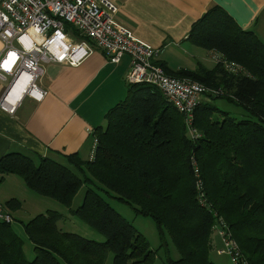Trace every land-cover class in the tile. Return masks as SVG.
Returning a JSON list of instances; mask_svg holds the SVG:
<instances>
[{
	"label": "trees",
	"instance_id": "obj_1",
	"mask_svg": "<svg viewBox=\"0 0 264 264\" xmlns=\"http://www.w3.org/2000/svg\"><path fill=\"white\" fill-rule=\"evenodd\" d=\"M190 28L188 41L216 54L215 67L172 72L157 65L167 76L208 91L191 116L198 138L190 139L183 115L156 88L128 85L103 127L90 133L96 141L92 162L71 155L63 165L49 157L6 154L0 159V181L17 176L32 193L69 210L84 188L72 214L104 241L62 232L56 224L62 216L46 211L23 224L34 251L31 261L25 260L21 238L0 223V264H104L108 253L112 264H155L156 251L99 192L150 218L165 250L168 236L178 259L166 252L161 264H214L210 235L219 221L246 264H264V45L220 8ZM224 64L237 71L228 72ZM218 102L240 110L243 118ZM193 166L201 197L195 193ZM4 206L15 211L20 203L11 199Z\"/></svg>",
	"mask_w": 264,
	"mask_h": 264
},
{
	"label": "crops",
	"instance_id": "obj_2",
	"mask_svg": "<svg viewBox=\"0 0 264 264\" xmlns=\"http://www.w3.org/2000/svg\"><path fill=\"white\" fill-rule=\"evenodd\" d=\"M117 8L115 19L135 38L158 50L157 63L166 70H211L215 56L192 45L190 27L213 8L222 9L236 26L252 32L264 45V0H111ZM2 43L0 42V54ZM217 57V56H216ZM215 64V65H214ZM128 57L112 65L95 51L78 66H43L38 82L45 92L41 100L23 97L13 115L0 110V159L6 154L49 157L65 165L66 156L76 155L88 162L92 133L103 127L104 116L126 97ZM8 82L0 80V98ZM9 106L10 105L8 103ZM35 161V159H33ZM17 200L19 209L5 210L12 218L13 232L23 241L24 257L34 255L23 232L28 223L46 211L56 210L53 201L29 191L14 175L0 181V204ZM55 212V211H54Z\"/></svg>",
	"mask_w": 264,
	"mask_h": 264
},
{
	"label": "built area",
	"instance_id": "obj_3",
	"mask_svg": "<svg viewBox=\"0 0 264 264\" xmlns=\"http://www.w3.org/2000/svg\"><path fill=\"white\" fill-rule=\"evenodd\" d=\"M116 14L117 8L111 0H0V80L8 82L9 86H6L5 97L0 98V110L13 115L15 107L8 105L7 98L23 75L27 81L21 98L41 100L45 92L39 89L38 82L43 66L76 67L95 51H100L112 65L128 57L127 85L156 88L169 105L183 115L185 130L194 142L198 136L192 129L191 116L205 93L203 87L190 80L167 76L157 65L158 50L135 38L115 19ZM65 24L72 32L66 31ZM224 65L228 72L237 71L233 65ZM95 145L93 140L89 162L94 160ZM193 175L195 193L201 197L202 185L194 166ZM12 221L0 205V223L7 226ZM213 228L222 244L216 255L229 257L232 264H246L227 227L219 221Z\"/></svg>",
	"mask_w": 264,
	"mask_h": 264
},
{
	"label": "rangeland",
	"instance_id": "obj_4",
	"mask_svg": "<svg viewBox=\"0 0 264 264\" xmlns=\"http://www.w3.org/2000/svg\"><path fill=\"white\" fill-rule=\"evenodd\" d=\"M65 29L69 33L72 32L71 27L67 24H65ZM214 59H215V64H216V56ZM201 86L204 89L203 91L207 93L208 91L205 90L206 88L203 85ZM203 96L204 94L202 95V97ZM218 105L221 107L222 110L228 111L230 115L237 117V118H243V115H241L242 112L234 108L233 106L228 105L226 103L223 104L219 102H218ZM35 164L37 165V161H35ZM99 194L110 205V207L114 209L120 215V217L125 219V221H127L131 226H133V228H135L138 231V233H140L146 239V241L148 242L147 245H149L150 251H156L155 264H161V261L164 260V256L166 252L170 255L169 257L173 258L174 260L178 259L177 257L178 255L176 254L168 236H165L164 238V242L167 247V250H165V247H162L160 245L161 242L159 241L156 225L154 224L152 220H150V218L137 215L135 214L134 210L130 208V206L124 203H121L118 200L111 198L101 192H99ZM83 195H84V188L81 187V189L76 194V196L73 197L74 199L72 201L70 210L58 205L54 201L53 203H51V204H54V206H56V210L54 211L62 216V219L58 223H56L57 227L62 232L76 234L77 236H80L87 240L102 243L104 241L102 236L98 235L96 231H94L93 229H91L90 227L82 223L72 214V211H74L81 205ZM3 207L5 208V206ZM49 211L51 212L52 210H49ZM11 229L15 233H18V231L15 230L13 226H11ZM215 229L216 228L212 229L213 231L210 235V243L212 245V248H211V253H209V259L214 264H232L230 262L229 257L216 255V251L222 248V244L221 242H219L220 239L218 238V235ZM112 258H113V255L111 253L110 254L108 253L106 256V259H104L105 260L104 264H112ZM32 259H33V256L31 258H28L27 256H25V260L27 261H31Z\"/></svg>",
	"mask_w": 264,
	"mask_h": 264
},
{
	"label": "bare ground",
	"instance_id": "obj_5",
	"mask_svg": "<svg viewBox=\"0 0 264 264\" xmlns=\"http://www.w3.org/2000/svg\"><path fill=\"white\" fill-rule=\"evenodd\" d=\"M27 77L23 75L18 82L11 89L10 95L7 98V102L15 107L16 103L19 102V98L22 96L24 85L26 84Z\"/></svg>",
	"mask_w": 264,
	"mask_h": 264
},
{
	"label": "water",
	"instance_id": "obj_6",
	"mask_svg": "<svg viewBox=\"0 0 264 264\" xmlns=\"http://www.w3.org/2000/svg\"><path fill=\"white\" fill-rule=\"evenodd\" d=\"M12 83H13V82H12ZM12 83L10 84V86L12 85ZM8 88H9V86H8ZM7 91H8V89H6L5 92L3 93V98H4L5 95L7 94Z\"/></svg>",
	"mask_w": 264,
	"mask_h": 264
}]
</instances>
